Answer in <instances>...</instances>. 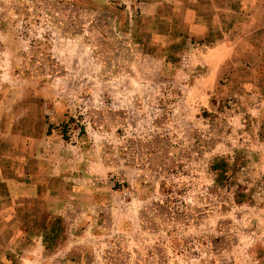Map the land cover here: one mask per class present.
Returning a JSON list of instances; mask_svg holds the SVG:
<instances>
[{"label":"rangeland","instance_id":"obj_1","mask_svg":"<svg viewBox=\"0 0 264 264\" xmlns=\"http://www.w3.org/2000/svg\"><path fill=\"white\" fill-rule=\"evenodd\" d=\"M140 2L0 0V125L25 112L55 132L46 154L85 168L70 205L93 201L100 225L109 199L72 262L264 264V0L185 4L204 37L183 6Z\"/></svg>","mask_w":264,"mask_h":264},{"label":"crops","instance_id":"obj_2","mask_svg":"<svg viewBox=\"0 0 264 264\" xmlns=\"http://www.w3.org/2000/svg\"><path fill=\"white\" fill-rule=\"evenodd\" d=\"M190 2L201 0H141L140 9L145 16L154 18L159 6L169 5L172 18L177 20L183 6L185 24L193 33L207 36L208 19L193 8H184ZM9 118L0 125V264H98L95 247L74 262L69 255L85 243H98L99 230L113 223L109 199L105 200L108 207L102 209L108 214L102 225L94 219L98 205L93 201L70 205L65 192L70 186V165H75L71 170L76 173L71 175L77 179L83 177L85 168L68 155L49 157L46 146L61 148L60 137L55 132L46 133L44 126L40 134L29 127L24 121L25 112ZM29 143L36 148L30 149L26 146ZM39 144L41 148H37ZM73 192L78 198L77 194L84 196L88 191L76 187ZM90 194L93 197L94 193Z\"/></svg>","mask_w":264,"mask_h":264}]
</instances>
